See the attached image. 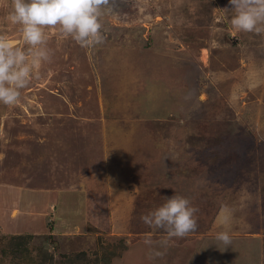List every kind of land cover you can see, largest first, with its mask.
Here are the masks:
<instances>
[{
	"label": "rangeland",
	"instance_id": "obj_1",
	"mask_svg": "<svg viewBox=\"0 0 264 264\" xmlns=\"http://www.w3.org/2000/svg\"><path fill=\"white\" fill-rule=\"evenodd\" d=\"M232 7L112 0L87 48L45 29L51 61L0 103V264H258L250 240L216 239L264 240V34ZM11 11L0 35L27 50ZM174 195L198 227L165 250L141 216Z\"/></svg>",
	"mask_w": 264,
	"mask_h": 264
},
{
	"label": "clouds",
	"instance_id": "obj_2",
	"mask_svg": "<svg viewBox=\"0 0 264 264\" xmlns=\"http://www.w3.org/2000/svg\"><path fill=\"white\" fill-rule=\"evenodd\" d=\"M111 3L112 0H11L9 19L20 25L28 48L24 50L0 35V103L15 106L21 90L38 75L43 63L51 61L46 28L58 26L63 36H70L81 47L102 44L105 36L101 17ZM230 4L235 12L231 24L236 31L264 34V0H230ZM197 211L187 198L174 195L162 206L143 214L141 220L150 228L166 232L167 238L160 242L166 250L171 238H183L197 229ZM216 239L223 243L224 249L231 245L228 231L218 232ZM144 243L151 246L153 241L149 237ZM164 255V251L151 249L148 258Z\"/></svg>",
	"mask_w": 264,
	"mask_h": 264
},
{
	"label": "crops",
	"instance_id": "obj_3",
	"mask_svg": "<svg viewBox=\"0 0 264 264\" xmlns=\"http://www.w3.org/2000/svg\"><path fill=\"white\" fill-rule=\"evenodd\" d=\"M230 235V234H229ZM230 237H233V238H245L243 240H250L252 242V244H250V246H247L246 249L249 250L250 252H256L258 251L260 254H261V257H257V261H258V264H260V258L263 260V263L264 264V248H263V239H260V238H256V237H250V235L246 236L244 234H233V235H230ZM249 237V238H248ZM193 239H196V238H191L190 240H193ZM260 240V241H259ZM186 243V242H185ZM253 244H255L253 246ZM180 246H183L184 244H180ZM252 245V246H251ZM263 245V246H262ZM260 246V247H259ZM244 247V246H243ZM256 247V248H255ZM241 254V252L235 250L232 252V257H233V260H235L239 255Z\"/></svg>",
	"mask_w": 264,
	"mask_h": 264
},
{
	"label": "trees",
	"instance_id": "obj_4",
	"mask_svg": "<svg viewBox=\"0 0 264 264\" xmlns=\"http://www.w3.org/2000/svg\"><path fill=\"white\" fill-rule=\"evenodd\" d=\"M24 238H25V236H22V235H13V236H10L9 237V239H12V240H18L19 241V243H18V245L20 246L21 245V243H24ZM21 242V243H20ZM177 245H179V243H177ZM180 246V245H179ZM181 247V246H180ZM76 258H73L72 260H71V262H73L74 260H75ZM74 262H76V261H74Z\"/></svg>",
	"mask_w": 264,
	"mask_h": 264
}]
</instances>
